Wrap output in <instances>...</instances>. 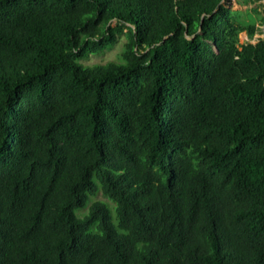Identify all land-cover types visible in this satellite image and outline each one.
<instances>
[{
  "label": "trees",
  "instance_id": "trees-1",
  "mask_svg": "<svg viewBox=\"0 0 264 264\" xmlns=\"http://www.w3.org/2000/svg\"><path fill=\"white\" fill-rule=\"evenodd\" d=\"M228 3L0 0V264H264V38Z\"/></svg>",
  "mask_w": 264,
  "mask_h": 264
},
{
  "label": "rangeland",
  "instance_id": "rangeland-1",
  "mask_svg": "<svg viewBox=\"0 0 264 264\" xmlns=\"http://www.w3.org/2000/svg\"><path fill=\"white\" fill-rule=\"evenodd\" d=\"M229 7L232 9H240L243 12L241 19L248 22H255L259 28L257 37H263V25L261 22L262 16L264 15V0H229ZM124 36L118 35L117 42L108 50L99 53L91 54L89 57L82 59L81 62L84 65L103 64L110 61H119L120 53L123 49ZM237 40L240 44L248 40L246 31L241 30L237 34ZM255 41V40H254Z\"/></svg>",
  "mask_w": 264,
  "mask_h": 264
},
{
  "label": "water",
  "instance_id": "water-1",
  "mask_svg": "<svg viewBox=\"0 0 264 264\" xmlns=\"http://www.w3.org/2000/svg\"><path fill=\"white\" fill-rule=\"evenodd\" d=\"M263 38H264V25H263Z\"/></svg>",
  "mask_w": 264,
  "mask_h": 264
}]
</instances>
